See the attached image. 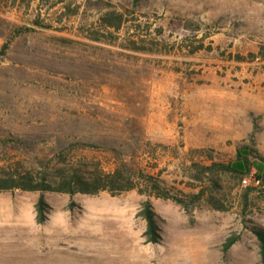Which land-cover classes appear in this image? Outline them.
I'll return each instance as SVG.
<instances>
[{
	"label": "rangeland",
	"instance_id": "1",
	"mask_svg": "<svg viewBox=\"0 0 264 264\" xmlns=\"http://www.w3.org/2000/svg\"><path fill=\"white\" fill-rule=\"evenodd\" d=\"M108 10L129 13L121 31L101 26ZM38 17L51 28L36 26ZM188 19L201 23L203 41L184 28ZM261 44L264 0L0 4V168L45 170L52 179L62 162L95 157L109 169L113 157L105 146L116 147L130 163L160 172L181 189L192 162H228L252 135L264 155V60L249 55ZM190 45L201 49L191 54ZM239 54L248 59L239 61ZM4 139L23 143L3 148ZM82 140L104 148L66 150ZM253 179L223 176L216 195L224 211L204 206L188 213L152 197L160 244L146 241L147 222L138 213L147 197L137 190L74 197L0 191V264H133L141 258H150L148 264H264L260 240L246 225L264 228L263 199L252 192L247 211L242 204V190L257 185ZM42 195L48 203L43 222ZM230 235L241 239L224 251Z\"/></svg>",
	"mask_w": 264,
	"mask_h": 264
},
{
	"label": "trees",
	"instance_id": "2",
	"mask_svg": "<svg viewBox=\"0 0 264 264\" xmlns=\"http://www.w3.org/2000/svg\"><path fill=\"white\" fill-rule=\"evenodd\" d=\"M18 1L30 5L35 0H0L3 3H17ZM136 3L140 0H134ZM127 11V10H126ZM122 10H108L99 18L101 26L106 31L115 33L123 29L129 21V13ZM184 26L186 29L193 30V39L203 41L206 35L199 37L201 32V23L188 19ZM36 26L51 28L45 24L41 17L34 20ZM27 29V28H26ZM23 29H18L16 35L23 33ZM15 35V36H16ZM10 42L4 45V51L9 48ZM203 47V46H201ZM189 52L194 54L201 48L188 46ZM145 49V48H141ZM143 51H147L146 49ZM252 59L264 60V44L259 46L258 52H250ZM239 61H245L246 56L237 55ZM15 142L17 145L23 141L19 139H4L2 147H8V143ZM151 145V142L148 143ZM90 149L99 151L104 146L94 141H75L72 142L66 150L71 149ZM111 151L113 163L107 169L101 160L95 157L85 158L79 161L58 168V174L52 179L46 175L45 170L38 171L36 174L29 170H19L8 167L0 168V191H10L21 189L23 191H40L66 193L72 197L76 194L98 195L102 192H108L112 196L121 195L127 191L137 190L141 195L147 197L139 211V216L147 222L145 236L147 243L160 244L163 240L160 227V215L156 212L152 197L164 200H171L180 205L188 213H193L196 209L209 207L212 209L224 211L227 210L224 202L216 195V192L223 188L222 180L225 175H232L244 180L247 176L254 175V181L257 185L246 186L242 191V204L245 211L250 206V195L257 192L264 202V155L256 147L254 135L250 143H241L237 146L235 158L228 162L212 161L210 164H201L192 162L188 168H185L189 180L186 182V188H177L170 186L166 179L159 173L147 172L139 166L130 163L125 157L127 153L116 147H106ZM61 153V159L65 158V151ZM198 151V150H197ZM38 212L40 220H45L48 203L42 195L38 201ZM246 225L255 233L260 240L261 254L264 257V228L257 224ZM240 235H230L224 242V251H229L239 240Z\"/></svg>",
	"mask_w": 264,
	"mask_h": 264
},
{
	"label": "bare ground",
	"instance_id": "3",
	"mask_svg": "<svg viewBox=\"0 0 264 264\" xmlns=\"http://www.w3.org/2000/svg\"><path fill=\"white\" fill-rule=\"evenodd\" d=\"M103 204H104V203H103ZM104 210L108 212V211H110L111 209L104 208ZM108 214H109V213H108ZM110 214H111V213H110ZM111 215H112V214H111ZM107 219H108V218H107ZM110 219H111V218H110ZM99 220H100V219H99ZM118 220H119V219H118ZM121 221H122V220H121ZM107 222H108V221H107ZM107 222H106V223H107ZM117 225H118V224H117ZM102 228H103V227H102ZM104 228H105V227H104ZM104 228H103V229H104ZM121 229H122V228H121ZM103 233H104V232H103ZM126 235H127V234H126ZM127 250H128V249H127ZM136 250H137V249H136ZM137 251H138V250H137ZM136 259H137V258H136ZM141 259H142V258H141ZM141 259L138 260V261L135 260L136 262H134V263L132 262V263H133V264H148V263H150V261H151L150 258L147 259V260H145V261H144V260H141ZM105 262H107V261H105ZM107 263H108V262H107ZM130 263H131V262H130ZM130 263H129V264H130Z\"/></svg>",
	"mask_w": 264,
	"mask_h": 264
}]
</instances>
